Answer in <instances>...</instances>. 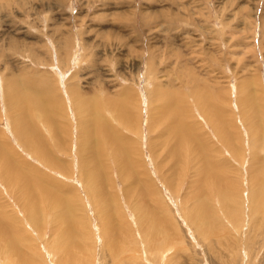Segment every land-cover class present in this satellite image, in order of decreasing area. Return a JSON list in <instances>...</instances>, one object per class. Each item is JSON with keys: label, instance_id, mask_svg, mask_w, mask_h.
<instances>
[{"label": "rangeland", "instance_id": "obj_1", "mask_svg": "<svg viewBox=\"0 0 264 264\" xmlns=\"http://www.w3.org/2000/svg\"><path fill=\"white\" fill-rule=\"evenodd\" d=\"M18 90L42 96L48 117L31 107L18 128L23 107L7 96ZM162 97L178 121L165 118ZM93 110L106 136H91ZM221 127L233 140L222 142ZM263 127L264 0H0V150L41 189L35 219L49 220L33 232L22 224L28 211L1 175L0 218L30 237L34 261H57L53 219L68 207L90 229L81 249L113 264L96 208L104 200L105 219L127 225L109 233L129 248L120 264H264ZM84 171L100 173L101 199ZM198 200L218 217L206 237L188 219ZM141 215L175 239L158 235L149 249Z\"/></svg>", "mask_w": 264, "mask_h": 264}, {"label": "bare ground", "instance_id": "obj_2", "mask_svg": "<svg viewBox=\"0 0 264 264\" xmlns=\"http://www.w3.org/2000/svg\"><path fill=\"white\" fill-rule=\"evenodd\" d=\"M18 91H20V92H18ZM18 91H16L15 93H11V94L7 95L10 99L11 107L14 108V110H17V109H20L21 107H23V108H21L22 112L19 113L20 116L17 119L18 122H16V121L14 122V123H16V125H18V128H20V126L23 122L25 123L28 120L25 112H27V110L31 107H33L34 109H38L45 118L48 117L47 116V109L48 108H47V105L45 104L46 102H44L42 96L36 95L33 98H30V97H28V95L25 92H23V90H18ZM162 98H163L162 102H164V104L162 103V106L166 109L168 114H170L169 117H168V115H166L165 118L167 120L170 118L173 121H178L176 113L172 112V104L174 103V101L172 99H168L165 97H162ZM53 102H55V101H53ZM39 111H38V113H39ZM173 111H175V110H173ZM92 113H97V114L94 117L96 124H95L94 131L91 133V136H97L98 137V135L101 133L104 136H106V132H103V131H105L103 124L104 125H106V124L102 121L101 116L98 115V112L96 110H93ZM29 114L31 115V113H29ZM38 115L39 114H37V116ZM38 117H40V116H38ZM175 126L178 129L179 133L184 132L183 130L179 129V127H180L179 122L176 123ZM256 128H257V126H256ZM221 130L223 133L222 138H221L222 142L223 141H225L226 143L229 142L231 137L229 136L230 138H228L225 131L223 132L222 127H221ZM29 135H31V134H29ZM112 135H114V134H112ZM231 139L233 140V138H231ZM29 148H31L33 150L32 152L37 153V150L33 146L30 145ZM119 148H120V145L112 147V150H113L112 154L116 158L121 157V153L119 152ZM260 149H261V147H260ZM121 151H122V154L124 155V153H125L124 148L121 149ZM229 152H231V151H229ZM37 154L41 155L39 153H37ZM240 156H242V155H240ZM234 157H235V155H234ZM46 161H47V159H46ZM10 162H11L10 156L3 153L0 150V175L3 178V180L5 181L4 184L6 183L8 185V187L6 186V188H7L6 191H8L10 193H18L16 200L21 204V207L23 210L28 211V214L30 216L29 217L30 219H21L20 222L22 224H24L26 227L29 226L30 227L29 229L33 232L32 227H31L32 225H35L38 228L41 221H44V224L46 225L47 221L49 220V219H35V218H37V215H39V214H37L38 213L37 209L35 211L33 208H35L36 198L39 195V193H41V189H39V187L33 181L29 180L27 177H24L21 174H19L18 172H16V168L13 167ZM210 165L212 166V164H210ZM210 169H211L210 166L205 165L203 167V169L201 170V172L204 173L206 175V177L208 176V180L211 179L210 178V174H211ZM83 176H84L85 183L88 187L90 197H92V196L94 198L99 197L101 195V192H100V188L96 189V185L100 180L99 179L100 173H98L97 171H88V172L84 171ZM1 177H0V179H1ZM210 182H211V180H210ZM213 185L215 188V186L218 187L219 184L214 183ZM261 185H262L261 187L264 188V185L263 184H261ZM207 188H208V186H207ZM212 188L213 187H211V189ZM204 189L206 190V188L202 187V191L207 192V190L205 191ZM211 189H209V190H211ZM219 190H220V187H219ZM222 192H223V190H220L218 192V194L219 193L221 194L218 196V202L219 203L224 201ZM115 197H116V194H113V199H115ZM250 197H251V201L253 203V200L256 197H255V195L253 196L251 194H250ZM99 198L101 199V197H99ZM224 198H226V197H224ZM96 205H97L96 208H97V210L100 214V218H101L98 220L100 222V225H102L101 226L102 238H103V240H106V243H107L106 246H107L108 252H109V253L108 252L107 253L112 258L113 264H116V262H118V264H120V261H119L118 257L116 258V256L119 253H121V254L129 253V248L125 247V250H123L124 247L123 248L121 247L122 243H119V242H121V240L119 238H117L116 235H117V233H118V235H121V234H119V232H122L123 229H125V226H127V225H126V223L124 225H122V223L115 222V220H117V219H105V212H106L107 207L106 208L104 207V200L99 202V203H96ZM254 205L258 206V202L256 204L254 203ZM107 206H109V205H107ZM206 207L207 206L205 203H203L201 201L199 202V200H198L195 207L188 210V211H191V212H188V219L191 220L190 222L193 223L197 232L204 237L208 236L209 233L217 232L215 230V228L218 227V223H219L217 220L218 217H217V219L215 217H214V219H212L211 214H209L211 208L209 207V211H208V209H206ZM140 213H142V209H140ZM229 214H231V213H229ZM26 216H27V214H26ZM229 216H231V215H229ZM59 217H60V219H53L56 221V224L54 226L55 227L54 230H52V234H53L52 238L53 239L50 241V246H51L50 252L51 251L54 252L58 257L57 261H55V264H95L96 256L94 253V249L90 250L89 252H84L83 249H81V244H80V242H82V240L88 241V242L90 241L91 236L88 235V232H86L88 229V226L84 223V224H82L84 229L83 228L79 229V222L81 219H76L73 216V214L71 213V211L68 209V207H64L61 210V212L59 213ZM145 217H146V215H143V218H145ZM159 219L160 218H157L156 216L154 217V219H142V215L140 216V219H137L138 225L142 226V223L144 222L146 224L145 227L147 229H149V231L147 232V241H146V243H149V249H152L154 247L155 243L153 241L155 240V237H157L159 235L161 237V239L163 238L164 230L162 229V227L165 230H166V228L169 227V225L166 226L167 223H164L163 221H161ZM188 219H187V222H189ZM3 220H9L10 221L12 219L0 218V264H46V262L45 263L42 262V259H38L41 257H37V258L35 257V260H37V261H34L32 259V257L34 255L26 256L25 251L30 250L29 242L31 243V247H34V245L32 244V240L30 239V237L28 238L26 236V234L23 232L22 229L17 231L16 228H13L11 225L6 224ZM170 223L171 222H168V224H170ZM117 226H120L119 231L114 235L109 234ZM170 226H172V225H170ZM206 226L208 227V230H204V228ZM44 230H45V226H44L43 232H44ZM88 230H90V229H88ZM84 231L86 232V235H85L86 240L84 239V237L81 238L83 236ZM42 235H45V232ZM77 235H81L79 237V239H78ZM108 236H111V238L109 239ZM173 239H175V238H173L172 236H170V237L168 236V237L163 238V240H165L167 242L173 241ZM125 245H126V243H124V246ZM84 246H85V244H84ZM165 246L167 247V246H169V244H165ZM248 247H250V246H248ZM157 251H160V250L158 249ZM78 255L80 257H78ZM150 255L151 254L149 253L148 256L150 257ZM2 256H6V257L4 258ZM160 257H162V256H160ZM150 260H152V259H150ZM153 260H152V263H149V264H153ZM165 260L166 259L164 258L162 263L165 262ZM154 262H155V260H154ZM100 263H101V261H100Z\"/></svg>", "mask_w": 264, "mask_h": 264}]
</instances>
